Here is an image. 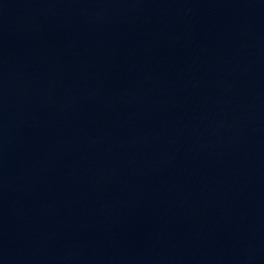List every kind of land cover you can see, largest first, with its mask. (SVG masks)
<instances>
[{
	"label": "water",
	"instance_id": "1",
	"mask_svg": "<svg viewBox=\"0 0 264 264\" xmlns=\"http://www.w3.org/2000/svg\"><path fill=\"white\" fill-rule=\"evenodd\" d=\"M0 264H264V0H0Z\"/></svg>",
	"mask_w": 264,
	"mask_h": 264
}]
</instances>
